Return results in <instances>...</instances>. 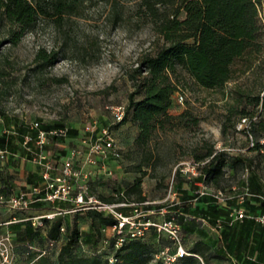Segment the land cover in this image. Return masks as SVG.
I'll return each instance as SVG.
<instances>
[{"label": "trees", "instance_id": "16d2710c", "mask_svg": "<svg viewBox=\"0 0 264 264\" xmlns=\"http://www.w3.org/2000/svg\"><path fill=\"white\" fill-rule=\"evenodd\" d=\"M88 1L91 0H0V20L6 25L7 42L16 43L26 30L34 28L40 20H49L55 28L60 29L64 17L79 14ZM97 1L109 4V16L115 25L135 16L136 22L149 25L153 36V48L140 55L138 66L132 74L134 89L129 94L124 117L120 120L121 123L138 124V144H147L167 122L185 117V111L177 116L169 113L178 84L183 82L181 80H185L184 85L189 84L186 75H181L182 73L205 89L222 88L227 83L234 82L237 96L228 111L232 113L237 110L238 121L243 117L241 115L252 118L257 107H260V114L264 113V93H261L264 90V0H129L131 5L129 4L128 10H124L122 0ZM58 54L54 49L39 48L35 56L37 67L53 65ZM238 61L241 62L240 65ZM139 93L141 97L137 98ZM250 104L253 109L248 108ZM0 116L3 123L8 125V121L3 120L5 113L1 108ZM191 120L198 122L197 117ZM55 127L65 125L57 122ZM247 128L255 140V145L251 148L259 149L264 146L259 142L264 137V122L252 120ZM19 129L22 141L26 127ZM67 130L77 132L75 128ZM12 134L0 136V148L8 147L19 151L22 156L26 155L21 141L20 148L15 146L18 143L14 142ZM61 137L54 136L44 147L49 144L54 146ZM67 152L68 149L64 153L50 155L55 163H60ZM192 156L193 161L199 163L201 174L190 178L189 187L184 186V179L177 175V182L173 183L177 191L175 200L144 204L149 199L139 195L138 200H130L124 191L118 192L119 194L114 192L111 196L97 194L105 201L135 203L118 207L125 214L140 207L154 209L153 214L162 216L160 220L174 219L182 227L183 242L184 233L197 231L200 222L207 220L220 229V236L213 248L216 256L228 260L225 264H264V224L249 218L232 221L230 206L220 205L212 196H198L195 192L198 187L196 181L205 180L217 185L230 158L233 162L247 161L250 165L254 159L230 156L224 149H216L213 143L207 141L194 146ZM17 160L11 157L3 166L0 165V195L6 198L14 193L15 187L12 176L14 172L10 173L7 166L15 165ZM35 165L38 174L35 177L31 172L27 177L31 185H37L41 181L40 166ZM177 172L181 174L179 170ZM247 186L250 194L245 198V205L251 211L264 213V185L254 172L250 174ZM130 189H139V180ZM235 200L236 197L229 199L230 203ZM31 205L47 210L70 206L64 201L52 203L42 200ZM163 207L165 211L161 212ZM85 212L90 219L86 230L72 222L70 213L59 214L52 219L45 218L42 228L28 218L33 215H20L19 222H11L5 228L18 232L14 238L18 243L16 251L35 254L30 262L34 261V264H152L154 253L162 246L172 244L166 233L150 227L147 234L152 239L157 242L164 239L166 241L154 251L151 243L142 240L143 237H127L115 249L117 235H112L109 243L104 246L103 240L107 235L103 229L116 223V218L95 209H87ZM153 214L150 215L151 218L157 220ZM48 222L50 224L47 228ZM61 226L65 227L64 231H61ZM47 239V245L39 250L30 246L35 240L42 242ZM59 239L62 242L57 257L55 261L47 263L56 248L50 249L49 241ZM211 245L199 239L188 249L190 254L179 257L173 264H209L205 251ZM14 247L16 245L12 249ZM254 252L256 256L252 258ZM111 254L115 256L113 262L109 261ZM195 254L201 256L204 263ZM231 256L237 259V263H233Z\"/></svg>", "mask_w": 264, "mask_h": 264}, {"label": "rangeland", "instance_id": "374dc122", "mask_svg": "<svg viewBox=\"0 0 264 264\" xmlns=\"http://www.w3.org/2000/svg\"><path fill=\"white\" fill-rule=\"evenodd\" d=\"M122 1L124 10H128L131 2ZM109 12L108 3L91 0L85 2L79 14L65 16L60 29L49 20H40L34 28L26 30L16 43L7 42L6 25L0 20V108L5 113L3 120L9 123L7 125L0 120V136L13 131L14 142L18 143L15 146L20 148L19 128L25 123L36 119L43 127L51 129L57 122H63L67 128H75L77 132L67 130L54 146L49 144L44 147L47 153L56 155L73 147L83 148V138L94 137L99 129L109 125L121 149V156L100 160L94 166L83 165L84 169L93 171L88 177L91 189L103 196L124 191L130 200L136 201L142 195L151 201L161 202L167 197L168 188L177 182V175L184 179V186H190L189 172L180 168L187 167L194 160L193 147L206 141L213 143L216 149H224L230 156L254 159L250 165L247 161L233 162L230 158L219 183H209L212 188H221L228 194L240 193L252 172L257 173L264 183V153L249 147L250 129H238L237 110L228 111L237 96L232 81L222 88L205 89L182 73L189 84L184 85L185 80L178 84L169 113L177 116L185 111L186 115L183 119L167 122L147 144L136 142L139 133L137 123L116 120L114 106L121 105L125 112L129 94L134 89L132 74L138 66V59L143 52L153 48L154 42L147 23L136 22L133 16L115 25ZM39 48L56 50L59 53L56 62L51 66L37 67L35 56ZM240 63L238 61V65ZM179 94H183V102L178 101ZM136 97H141V94ZM248 108L253 109V105H248ZM254 116L255 121L264 122L260 107L255 109ZM194 117L198 118L197 123L192 122ZM87 126L95 128L94 134L88 132ZM18 173L14 170L13 181L28 180L26 174L20 177ZM138 180L139 189H130ZM30 206L19 209L0 202V222L2 217L11 215L14 210L18 209L20 214L27 213L25 210ZM227 206L233 210L243 204L235 200L227 202ZM85 211L70 212L72 222L80 228L88 227L90 221ZM153 215L157 220L162 217ZM5 226L0 223V264H34V261L30 262L35 254L13 249L4 259L1 250L11 242L7 239ZM219 235L218 227L202 220L197 231L184 233L183 237L187 249H191L199 239L212 244L205 251L208 263L224 264L228 260L216 256L213 248ZM142 240L151 243L152 251L166 242L165 239L157 242L149 233ZM44 243L40 242V246ZM52 254L47 263L55 261L57 253Z\"/></svg>", "mask_w": 264, "mask_h": 264}, {"label": "built area", "instance_id": "2783aa9c", "mask_svg": "<svg viewBox=\"0 0 264 264\" xmlns=\"http://www.w3.org/2000/svg\"><path fill=\"white\" fill-rule=\"evenodd\" d=\"M178 101L183 102V94L178 95ZM116 120L120 121L124 117V108L121 105L114 106L113 110ZM256 116L250 118L243 116L238 121V129L248 127ZM0 120H2L0 118ZM26 131L22 134L21 145L26 152L22 156L19 151H14L8 147L0 148V160L7 161L9 158L22 157L23 159L31 160L33 163L40 166L41 181L37 185H30L28 189L20 190L12 193L8 198L0 195V202H6L13 208H26L29 204L35 201H64L70 204L69 207L54 209L30 216L33 224L43 227L44 219H52L56 215L66 214L79 210L95 209L105 214L113 215L117 222L113 225L105 227L103 230L111 232L106 234L103 240V245L109 243L110 236L117 235L115 241V249L120 247L127 237H144L150 227H155L158 232L166 233L172 240V244L162 246L156 251L152 257V264H173L179 257L190 254L186 248L182 238V227L174 219L155 220L151 218L155 210L143 209L135 207L133 212L125 214L118 209L120 206L129 204L125 201H105L100 196L91 190L88 183V177L92 175V169H84V164L94 166L98 161H106L117 159L121 156V149L117 144L116 137L109 125L99 129L94 137L83 138V148H70L67 154L63 157L60 163H55L53 158L44 149V145L50 142L54 136H63L67 132V127H53L51 129L42 128L40 120H32L25 123ZM94 127L87 126L89 133L94 134ZM35 131V133H34ZM249 146L255 145V140L250 134ZM263 142V140H262ZM80 161L82 164H80ZM198 162H190L187 167H181L180 170L189 172V177L199 176L201 173L198 169ZM111 172V171H109ZM196 193L198 196L210 195L220 205H226L229 199L237 198L239 203H243L247 195H249L248 186H244L242 191L237 194H228L221 188H212L208 182L201 180L197 182ZM177 198V191L173 185L168 188V195L161 202L172 201ZM196 199V198H194ZM155 201L146 200L144 204L154 203ZM162 208L161 212H164ZM230 215L232 221L248 217L256 222L264 224V213L247 210L244 208H234ZM65 227L61 226V231ZM7 239L9 237L7 236ZM56 247V241H49V248ZM10 248V249H9ZM12 251V245L6 246L1 250V254L6 260L9 256V251ZM46 250L43 252L45 253ZM115 260L114 254L109 256V261Z\"/></svg>", "mask_w": 264, "mask_h": 264}, {"label": "crops", "instance_id": "0c3cea01", "mask_svg": "<svg viewBox=\"0 0 264 264\" xmlns=\"http://www.w3.org/2000/svg\"><path fill=\"white\" fill-rule=\"evenodd\" d=\"M10 132V131H9ZM10 133H13V131H11ZM262 140H263V142H262ZM259 142L261 143V144H264V137H261L260 139H259ZM250 147V146H249ZM251 148V147H250ZM253 151H255V152H260V153H264V146H260V148L258 149V148H254L253 149ZM250 158V157H249ZM17 159H19V160H17ZM16 160H17V162H16V164L15 165H8L7 166V170L11 173V172H14V170H18V174H19V176L20 177H23L24 176V174H26V177H28V175H29V173H33V175L36 177V174H38V171H37V167H36V165H35V163H33L31 160H28V159H23L22 157H16ZM8 161V160H7ZM5 162L6 161H1L0 160V165H4L5 164ZM26 162H30V164H26ZM18 164H21V165H19L18 166ZM14 169V170H13ZM255 173V172H254ZM256 175H257V173H255ZM260 179V178H259ZM261 181V180H260ZM197 182L198 181H196L195 183L197 184ZM262 182V181H261ZM248 184V183H247ZM262 184L264 185V183L262 182ZM14 185H15V187H14V192H17V191H20V190H25V189H28L29 187H30V185H31V183H29L28 182V180L27 181H14ZM192 201V200H191ZM243 204V206H239V208L241 207V208H244V209H247V210H250V208L249 207H247L246 205H245V202H243L242 203ZM224 206V205H223ZM225 206H227V204L225 205ZM235 208V207H234ZM233 208V209H234ZM10 210V209H9ZM18 210V209H17ZM17 210H14V211H12V213H11V215H8V216H5L4 218L2 217L1 218V224H9V223H11V222H19L20 220H21V218H20V215H27V216H29V215H37V214H40V213H44V212H47V211H50V210H47V209H43V208H41V207H38V206H33V205H31L30 206V208L29 209H27V210H25L27 213H22V214H20V213H18V211ZM1 211H3L2 212V214H4L5 215V211L3 210V209H1ZM232 211V210H231ZM230 211V212H231ZM27 216H26V218H27ZM244 218H248V217H244ZM250 219V218H249ZM240 220V219H239ZM42 228V227H41ZM88 227L86 226H84V227H82V229H87ZM6 232H7V236L9 237V239L11 240V245H12V248H13V246H15L16 245V248L14 247V249H13V251L14 250H16L17 249V241H15L14 240V238H16V236H17V234H18V232H16V231H14V230H10V229H6ZM109 232V231H108ZM220 236V235H219ZM49 239V238H48ZM48 239L45 241V243H44V246H46L47 245V242H48ZM61 242H62V239H59V240H57L56 241V248H55V252L57 253L58 251H59V249H60V247H61ZM20 244V243H19ZM41 244H40V241H38V240H35L34 242H33V244H31L30 246H32L33 247V249H36V250H39L40 249V247H42V246H40ZM196 256H198L199 258H201L202 259V257L201 256H199V255H197V254H195ZM256 256V252H254L253 253V255L251 256L252 258H254ZM231 259H232V261H233V263H237V259L234 257V256H231ZM202 261H203V259H202ZM228 262V261H227ZM203 263H204V261H203ZM209 264H212V263H209ZM225 264V263H224Z\"/></svg>", "mask_w": 264, "mask_h": 264}]
</instances>
